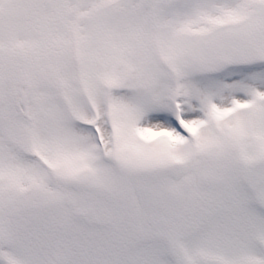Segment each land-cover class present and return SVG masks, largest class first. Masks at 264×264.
Segmentation results:
<instances>
[{"label": "snow or ice", "instance_id": "snow-or-ice-1", "mask_svg": "<svg viewBox=\"0 0 264 264\" xmlns=\"http://www.w3.org/2000/svg\"><path fill=\"white\" fill-rule=\"evenodd\" d=\"M0 264H264V0H0Z\"/></svg>", "mask_w": 264, "mask_h": 264}]
</instances>
